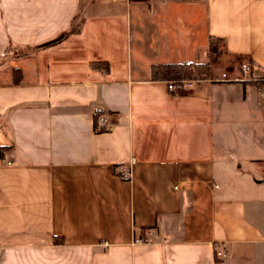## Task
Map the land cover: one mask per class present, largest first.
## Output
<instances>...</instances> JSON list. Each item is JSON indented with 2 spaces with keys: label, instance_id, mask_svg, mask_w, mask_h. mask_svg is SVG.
<instances>
[{
  "label": "crops",
  "instance_id": "0c3cea01",
  "mask_svg": "<svg viewBox=\"0 0 264 264\" xmlns=\"http://www.w3.org/2000/svg\"><path fill=\"white\" fill-rule=\"evenodd\" d=\"M262 180L264 0H0V264H264Z\"/></svg>",
  "mask_w": 264,
  "mask_h": 264
},
{
  "label": "built area",
  "instance_id": "2783aa9c",
  "mask_svg": "<svg viewBox=\"0 0 264 264\" xmlns=\"http://www.w3.org/2000/svg\"><path fill=\"white\" fill-rule=\"evenodd\" d=\"M192 64L191 61H186L184 65H190ZM250 70V66L247 62H240L238 65V71L240 73H247ZM225 78V74L222 73L220 75V79ZM195 80L194 79H184L180 81H168L167 82V89L171 92H177L179 90H185V89H192L194 87ZM108 120L105 116V114H98L95 116L94 122H93V130L95 132L102 131L104 129L108 128ZM134 162L133 158H130L127 164H121L119 166V172L118 176L121 179H128L130 175V166ZM151 242L150 237V230H143L136 235L133 236L132 244H142V243H149ZM215 254L218 257H223L225 255V252L223 249H217L215 251Z\"/></svg>",
  "mask_w": 264,
  "mask_h": 264
},
{
  "label": "trees",
  "instance_id": "16d2710c",
  "mask_svg": "<svg viewBox=\"0 0 264 264\" xmlns=\"http://www.w3.org/2000/svg\"><path fill=\"white\" fill-rule=\"evenodd\" d=\"M216 41L210 39L207 46V59L202 62L184 65L179 63L161 64L151 67V77L159 80L180 81L184 79H206L208 77L209 60L216 56Z\"/></svg>",
  "mask_w": 264,
  "mask_h": 264
},
{
  "label": "water",
  "instance_id": "95a60500",
  "mask_svg": "<svg viewBox=\"0 0 264 264\" xmlns=\"http://www.w3.org/2000/svg\"><path fill=\"white\" fill-rule=\"evenodd\" d=\"M263 181V183H264V180H262Z\"/></svg>",
  "mask_w": 264,
  "mask_h": 264
}]
</instances>
